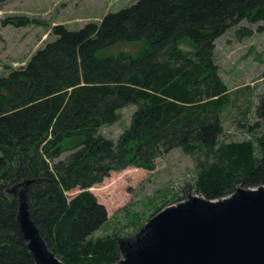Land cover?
<instances>
[{
	"label": "trees",
	"instance_id": "1",
	"mask_svg": "<svg viewBox=\"0 0 264 264\" xmlns=\"http://www.w3.org/2000/svg\"><path fill=\"white\" fill-rule=\"evenodd\" d=\"M244 21L264 32V0H136L78 31L55 26L54 41L0 77V264H35L10 192L30 179L37 180L27 193L32 219L64 264L120 260L117 232L95 236L108 212L90 191L112 173L154 171L160 156L180 149L196 161V195L215 201L238 186H263L264 96L258 122L250 125L242 114L253 138L222 141L231 98L216 42L234 28L252 36L253 29L240 27ZM140 42L146 46L137 56H97ZM182 42L194 50L182 51ZM129 106L137 107L129 129L117 141L103 137L101 129ZM71 141L77 144L61 159ZM75 190L81 192L68 196ZM185 199L164 203L149 219Z\"/></svg>",
	"mask_w": 264,
	"mask_h": 264
},
{
	"label": "rangeland",
	"instance_id": "2",
	"mask_svg": "<svg viewBox=\"0 0 264 264\" xmlns=\"http://www.w3.org/2000/svg\"><path fill=\"white\" fill-rule=\"evenodd\" d=\"M136 0H7L0 3V77L24 67L31 57L56 38L55 26L62 25L78 31L88 23L99 24L109 13H116L133 5ZM240 27L254 30L252 36L240 37L234 28L216 42V62L219 75L229 89L231 105L223 113L224 142H240L253 138L242 117L247 112V123L258 122L256 108L264 96V32H256L257 25L242 22ZM145 42L120 43L100 51L99 58L121 54L137 56L145 49ZM182 51H193L186 42ZM136 106L119 112L117 123L103 127L100 134L117 141L131 126ZM246 123V125H248ZM77 142H68L65 158ZM196 161L175 149L156 160V169L128 168L112 173L90 191L108 212L107 223L95 233L102 237L117 232L120 238L131 237L137 226L147 220L164 203H174L188 194L196 195ZM189 185L191 188H186ZM68 193L73 197L80 193ZM138 222L137 225L133 223ZM137 230V231H136Z\"/></svg>",
	"mask_w": 264,
	"mask_h": 264
},
{
	"label": "water",
	"instance_id": "3",
	"mask_svg": "<svg viewBox=\"0 0 264 264\" xmlns=\"http://www.w3.org/2000/svg\"><path fill=\"white\" fill-rule=\"evenodd\" d=\"M30 179L10 192L18 197L17 225L35 264H64L32 219ZM116 264H264V185L238 186L229 197L188 194L152 216L133 236L118 240Z\"/></svg>",
	"mask_w": 264,
	"mask_h": 264
}]
</instances>
